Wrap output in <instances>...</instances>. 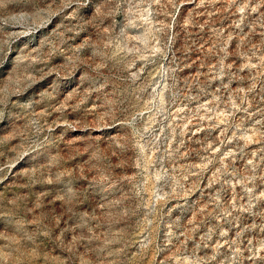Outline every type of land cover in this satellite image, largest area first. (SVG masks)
<instances>
[{
    "label": "rangeland",
    "instance_id": "obj_1",
    "mask_svg": "<svg viewBox=\"0 0 264 264\" xmlns=\"http://www.w3.org/2000/svg\"><path fill=\"white\" fill-rule=\"evenodd\" d=\"M0 264H264V0H0Z\"/></svg>",
    "mask_w": 264,
    "mask_h": 264
}]
</instances>
